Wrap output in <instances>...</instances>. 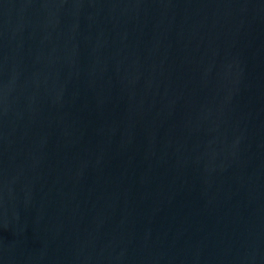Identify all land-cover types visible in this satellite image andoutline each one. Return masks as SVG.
<instances>
[{"label": "water", "instance_id": "1", "mask_svg": "<svg viewBox=\"0 0 264 264\" xmlns=\"http://www.w3.org/2000/svg\"><path fill=\"white\" fill-rule=\"evenodd\" d=\"M0 264H264V0H0Z\"/></svg>", "mask_w": 264, "mask_h": 264}]
</instances>
